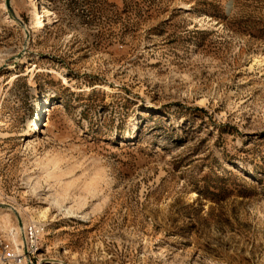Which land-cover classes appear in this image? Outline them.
I'll return each instance as SVG.
<instances>
[{
    "label": "rangeland",
    "instance_id": "obj_1",
    "mask_svg": "<svg viewBox=\"0 0 264 264\" xmlns=\"http://www.w3.org/2000/svg\"><path fill=\"white\" fill-rule=\"evenodd\" d=\"M10 7L4 234L42 224L34 264H264V0Z\"/></svg>",
    "mask_w": 264,
    "mask_h": 264
},
{
    "label": "built area",
    "instance_id": "obj_2",
    "mask_svg": "<svg viewBox=\"0 0 264 264\" xmlns=\"http://www.w3.org/2000/svg\"><path fill=\"white\" fill-rule=\"evenodd\" d=\"M43 232L44 226L34 221L22 225V231L12 229L8 235L0 229V264H34Z\"/></svg>",
    "mask_w": 264,
    "mask_h": 264
},
{
    "label": "bare ground",
    "instance_id": "obj_3",
    "mask_svg": "<svg viewBox=\"0 0 264 264\" xmlns=\"http://www.w3.org/2000/svg\"><path fill=\"white\" fill-rule=\"evenodd\" d=\"M32 4V3H31ZM43 13L39 12V11H36L33 18L35 20H37V23H36V30H41L43 27H44V20H43ZM27 134H30V128L28 127L27 129H24V135H27ZM0 206H3L5 209H10L12 210L13 212H15L14 214H17V218L19 217L20 218V215L19 213L14 209V207L11 205V204H7L5 202H0ZM25 223L22 222L21 220V227H20V224L17 226L18 227V230L20 229V231H22V225H24ZM15 232V231H14ZM13 232V234H15ZM52 262H55L56 260L55 259H52L51 260Z\"/></svg>",
    "mask_w": 264,
    "mask_h": 264
},
{
    "label": "water",
    "instance_id": "obj_4",
    "mask_svg": "<svg viewBox=\"0 0 264 264\" xmlns=\"http://www.w3.org/2000/svg\"><path fill=\"white\" fill-rule=\"evenodd\" d=\"M5 5L6 7L8 8L9 12H10V15L13 17L14 20H16L24 29H25V26L22 24V22L20 21V19H18L13 13H12V10H11V7H10V0H5ZM19 224H20V227H21V220L19 219Z\"/></svg>",
    "mask_w": 264,
    "mask_h": 264
}]
</instances>
